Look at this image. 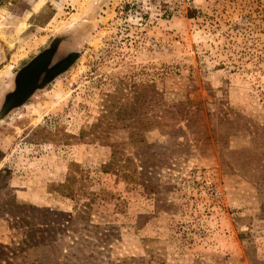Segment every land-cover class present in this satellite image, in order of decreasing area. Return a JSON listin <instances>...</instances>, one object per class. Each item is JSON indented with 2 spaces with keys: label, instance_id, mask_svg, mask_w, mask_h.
Masks as SVG:
<instances>
[{
  "label": "rangeland",
  "instance_id": "rangeland-1",
  "mask_svg": "<svg viewBox=\"0 0 264 264\" xmlns=\"http://www.w3.org/2000/svg\"><path fill=\"white\" fill-rule=\"evenodd\" d=\"M0 264H264V0H2Z\"/></svg>",
  "mask_w": 264,
  "mask_h": 264
},
{
  "label": "water",
  "instance_id": "water-1",
  "mask_svg": "<svg viewBox=\"0 0 264 264\" xmlns=\"http://www.w3.org/2000/svg\"><path fill=\"white\" fill-rule=\"evenodd\" d=\"M2 0H0V2H1Z\"/></svg>",
  "mask_w": 264,
  "mask_h": 264
}]
</instances>
